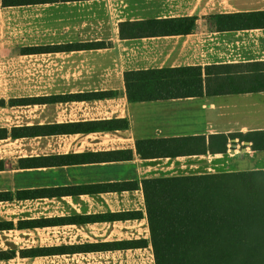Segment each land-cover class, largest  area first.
<instances>
[{"label":"crops","instance_id":"0c3cea01","mask_svg":"<svg viewBox=\"0 0 264 264\" xmlns=\"http://www.w3.org/2000/svg\"><path fill=\"white\" fill-rule=\"evenodd\" d=\"M91 2L104 12L113 6L117 17L88 24L89 40L61 33L55 46L103 47L22 55L53 84L0 99V264H155L144 180L264 171V151L240 137L264 132V92L130 103L124 82L128 71L264 62V29L218 32L209 19L264 13V0L73 4ZM187 17L197 20L186 36L119 35L121 23ZM155 117L181 120L187 132L164 134ZM193 137L204 138L199 155L143 159L137 152L138 141ZM216 137H225L224 152ZM236 159L258 166L241 170Z\"/></svg>","mask_w":264,"mask_h":264},{"label":"trees","instance_id":"16d2710c","mask_svg":"<svg viewBox=\"0 0 264 264\" xmlns=\"http://www.w3.org/2000/svg\"><path fill=\"white\" fill-rule=\"evenodd\" d=\"M93 0H2V7ZM218 32L264 29V13L212 15ZM196 17L125 22L120 38L186 36ZM102 43L52 46L51 52L95 50ZM44 53V52H42ZM40 54L23 53V55ZM130 103L264 92V62L162 68L124 73ZM108 94H96L104 98ZM22 103L11 101L10 104ZM4 102L0 101V105ZM128 122L122 121V130ZM5 135H2L4 137ZM240 137L264 151V132ZM220 139L225 150V137ZM204 138L136 143L143 159L199 155ZM155 264H264V171L187 175L142 182Z\"/></svg>","mask_w":264,"mask_h":264},{"label":"rangeland","instance_id":"374dc122","mask_svg":"<svg viewBox=\"0 0 264 264\" xmlns=\"http://www.w3.org/2000/svg\"><path fill=\"white\" fill-rule=\"evenodd\" d=\"M1 3L2 0H0V99L7 102L13 97L24 96L22 92L18 93L15 90L23 91L30 86L53 84L45 83L46 75L39 70V62H26L23 53L53 51L52 46L63 41L61 33H73L77 37L85 34L83 39L89 40L90 35L87 32L92 31L85 30L88 24L107 18L112 21L118 14L113 6L104 12L92 2L9 8L2 7ZM65 24L74 26H62ZM66 27L68 29H65ZM166 112L170 114L169 110ZM151 123L164 130V134L187 132L181 120L168 121L155 117V120L151 119ZM234 166L241 170L253 169L254 166H258V160L236 159Z\"/></svg>","mask_w":264,"mask_h":264}]
</instances>
